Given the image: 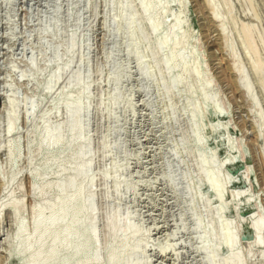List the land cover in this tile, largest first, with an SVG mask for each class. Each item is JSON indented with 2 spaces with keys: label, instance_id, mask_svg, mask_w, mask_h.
I'll list each match as a JSON object with an SVG mask.
<instances>
[{
  "label": "rangeland",
  "instance_id": "obj_1",
  "mask_svg": "<svg viewBox=\"0 0 264 264\" xmlns=\"http://www.w3.org/2000/svg\"><path fill=\"white\" fill-rule=\"evenodd\" d=\"M122 1L137 10L138 0H0V264L27 260L26 253H19L23 247L18 241L30 233L33 207L41 199L45 205L57 200L59 181L69 182L66 198L68 203L73 200L77 159L70 116L75 101L88 107L82 119L93 163L84 185L95 190L100 244L105 239L103 217L118 208L140 230L134 241L147 245L139 255L144 259H139L148 264H206L199 236L220 222L228 224L236 238L238 264H264V231L251 227L260 218L264 225V84L260 83L262 77L264 82V0H212L224 32L211 17L206 0H159L166 6L159 30L150 33L142 23L138 34L133 33L137 52L150 66V79L139 77L135 56L126 53L125 29L113 22ZM177 14L185 68L195 65L199 75L185 74L186 83L167 93L154 62L168 47L156 56L151 45ZM245 28L251 33L249 45ZM224 36L251 99L236 85ZM74 71L81 77L77 84L69 82ZM54 73L56 82L47 89ZM178 73L173 69L167 78ZM114 93L120 104H113ZM204 95L215 102H204ZM193 103L198 106L193 123L201 145L193 142L189 113ZM52 125H63L64 134L61 144L49 148L39 138L43 127ZM200 154L206 160L204 169L212 163L217 166L223 180L221 200L198 173ZM113 166L119 171L104 177L102 170L112 171ZM112 176L130 188L121 185L115 195ZM195 181L199 186L186 194L184 186ZM40 183L46 185L45 192L33 194L31 186ZM11 202L18 207L13 209ZM220 203L223 210L218 212ZM70 211L67 264H84L75 247L79 238L75 206ZM193 218L200 221L197 229ZM16 220L27 232L19 238ZM88 224L83 223L85 228ZM162 247L168 251L160 256ZM101 253L105 255L104 250ZM230 253L221 249L214 262ZM62 255L59 252L58 257Z\"/></svg>",
  "mask_w": 264,
  "mask_h": 264
},
{
  "label": "bare ground",
  "instance_id": "obj_2",
  "mask_svg": "<svg viewBox=\"0 0 264 264\" xmlns=\"http://www.w3.org/2000/svg\"><path fill=\"white\" fill-rule=\"evenodd\" d=\"M206 3L209 7L211 17L217 22L220 30L224 32L223 24L218 16L213 1L206 0ZM137 5H138L137 10L133 11L131 9V5L128 2L122 1L121 4L118 6L119 9L118 17L113 18V22L116 23V25L118 24L121 25L125 29L124 32L126 34V37L128 38V45H127L128 47L126 53L127 55L135 56L139 77L144 79H150L152 77L150 66L146 67L144 65L142 55L137 52L136 50L137 43L133 38V33L135 32L138 34L140 25H142V23L147 25L150 33H156L161 26L162 23L161 19L163 18V14L165 12L166 6L163 2L159 0H138ZM179 18H180L179 14L175 15V17L171 20L170 24L167 25V27L162 32V34L156 39L154 44L151 45V50L153 51V54H155L156 56L160 53V51H163V49L168 47V51L163 56L157 57L156 61L154 62V65L160 68L161 76H162V85L167 93H173L176 87H178L180 84L186 83L184 80L185 74L191 75L193 76V78L194 77L197 78L199 75L195 65L187 69L185 68L186 57L183 54L184 52L183 53L180 52L181 45H183L182 44L183 38L182 35L178 32V29L180 28ZM249 30L247 28L243 30L244 31L243 34L245 37L244 39L246 40L245 43H248V45L250 44V39H251V33ZM115 31H117V29H115ZM170 37L171 39L169 42L168 40ZM224 38L227 44L228 55L231 59V69L235 76L236 85L242 91L243 95L247 99H251V92L249 85L247 84L243 76V72L238 65L232 46L229 44L227 37L224 36ZM54 54L57 55L56 52ZM254 67L256 66L254 65ZM173 69H178L179 73L168 79L167 75ZM262 75L263 73L261 74V76ZM262 78L260 83L262 82L264 84ZM56 79H57V73H54L48 82L47 89H49L52 86L54 81L56 82ZM118 80H119L118 76L114 78L115 82H117ZM80 81H81V77L79 73L74 71V73L69 78V82L77 84ZM119 82L118 85L120 84ZM262 83L261 85H263ZM82 92L84 97H87V92L85 87L83 88ZM117 93L113 94V100H114L113 104L117 103L115 101L118 96ZM202 99L206 103L215 102L213 98L207 97L205 95L203 96ZM33 104H30V107H28L29 110L31 111L34 107ZM117 104L120 103L118 102ZM86 105L81 104L79 101H75L74 104L72 105L71 116H70L71 118L70 130L74 140V144L76 146V159H77V163L75 165L74 175H73L74 182L71 183V184H75L76 186L75 195L74 197L72 196L73 200L70 203H68V200L66 198V193H67L66 188L68 187H66V185H68L69 182L65 184V181L62 182L58 180L59 182L56 184V189H55L57 200L51 205H45L43 199H41L39 204L33 207V214H31L33 215L32 223L29 222L30 224H32L30 233L23 241L21 242L18 241V243L22 244L23 247L19 249V253H26V257H27V260L23 264H67L68 261L67 252L70 249L68 235L70 232L69 219L71 215V211H70L71 206H75V218H76L75 232L79 237L75 244V247L77 249V252L79 253L78 259L82 261L84 264H148L149 263L146 260H140L143 257L141 258L139 257V255L143 253L147 245L146 244L139 245L134 241L136 238L138 239V237L140 236L141 233L140 230L135 226H133L128 221L129 218L125 216V214L124 215L121 214L120 211L117 210L118 208H116L115 210L113 209L114 211L112 210L110 213L109 212L107 214L105 213L106 215L103 217L104 219L103 223H105V229H104L105 234L103 235L105 239H104V243L100 244L98 242L99 233L97 232V227H95L97 219H96V214L94 212L95 195L93 192H95V190L93 191L90 185H84L85 179L88 178L90 175L92 163H93L90 156V148H91L90 141L85 134L87 124L85 120L82 119V116H87L88 114V107ZM112 107L114 106L112 105ZM190 112L191 115L190 114L189 115L191 118L190 117L189 118L190 121L193 123L194 118L199 113L197 104L193 103L189 113ZM10 120L8 121V123H10ZM52 127L53 125L50 127L44 126L39 138V143L41 145L45 144L49 148L55 147L56 145L61 144L63 141V134H64L63 125H57L53 128ZM191 127H192L191 131H193L194 133L193 142L195 143V145H201L202 140L197 132V128L195 127L194 123L191 125ZM107 152H109V150L105 149V153ZM102 158L104 159V157ZM105 158H107V156ZM196 161L197 164L199 165L198 173L203 179L204 183L212 189L217 199L221 200L223 180L218 175L217 166L214 163H212L209 168L204 169L203 165L206 160L203 154H200L198 160ZM111 169L112 171H109L107 169L102 170V175L104 177H110L111 175L119 171V168L117 166H113V168ZM63 170L66 171V169L64 168ZM104 177L102 178L105 180ZM112 177L114 178L116 183V186L113 190L115 195L118 194L120 190L119 187L121 185L130 188L126 184H123L125 182H123L122 180H119L115 176ZM45 186L46 185L44 183H40L39 186L33 185L31 186V191L33 194H40L42 192L44 193L45 191L43 190ZM198 186H199V182L197 181L193 182V184H186L184 186L185 193L188 194L191 187H198ZM109 193L111 192L109 191ZM105 195H107V192ZM15 203L16 202H11V207L13 209L18 207V205ZM221 209L222 206L220 203L219 206L215 208V210L221 212ZM20 217L22 218V216ZM85 220H88L89 223L88 224L89 226H87L86 228L83 225ZM193 222H194L193 224L194 229H197L200 223L199 219L193 218ZM251 227L257 229L259 233H263L264 231L263 220L261 218L255 219V221L251 223ZM25 229H26L25 225L22 223V221L16 220V226H15L16 238H19V236L23 234ZM202 234L203 235L199 236V240L201 243H204L203 255L205 256L206 264H238V252H237L238 250L236 251L235 249L237 242H236V238H234V236L230 234L228 224L224 222H220L219 225H217L213 230L209 227L208 228L206 227ZM221 249H230L231 253L227 258L223 259L220 263H216L214 262L215 255ZM102 250L105 251V255L101 253ZM167 251H168L167 247H162L158 250L157 253L161 256L165 254ZM59 252L63 253V255L60 258L58 257ZM101 254L103 256H101Z\"/></svg>",
  "mask_w": 264,
  "mask_h": 264
}]
</instances>
